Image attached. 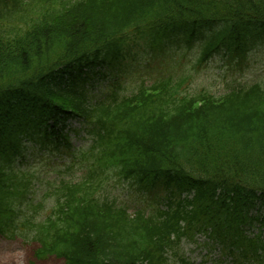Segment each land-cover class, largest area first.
Masks as SVG:
<instances>
[{
    "label": "trees",
    "instance_id": "trees-1",
    "mask_svg": "<svg viewBox=\"0 0 264 264\" xmlns=\"http://www.w3.org/2000/svg\"><path fill=\"white\" fill-rule=\"evenodd\" d=\"M213 26L200 61L221 49L243 60L264 38V0H0V234L65 264L184 263L181 242L199 234L241 262L264 258V237L245 234L264 198V84L192 95L170 76L129 95L114 86L94 104L84 88L83 70L130 42ZM74 117L91 141L80 175L54 177L34 200L35 175L15 166L24 139L58 142L26 134ZM110 175L160 183L164 208L147 215L99 197Z\"/></svg>",
    "mask_w": 264,
    "mask_h": 264
},
{
    "label": "rangeland",
    "instance_id": "rangeland-1",
    "mask_svg": "<svg viewBox=\"0 0 264 264\" xmlns=\"http://www.w3.org/2000/svg\"><path fill=\"white\" fill-rule=\"evenodd\" d=\"M198 52L199 44L194 42L188 44L184 38L169 42L165 47V52L156 56L157 59L151 56L147 45L141 44L138 47H133L117 68V76L122 83L124 93L132 91L141 81L150 84L162 73L167 72L172 73L175 77H187L184 86L186 92L196 93V91L204 89L216 96L254 82L264 83V40L255 44L248 51L245 60L240 65H237L236 59H230L225 52H219L195 69L193 65H196ZM102 89L103 84L98 83L92 88V93L99 96ZM72 144L77 147L82 142L72 140ZM67 159L68 155L64 154L53 157V160L58 164ZM25 167H30L47 179L55 175L52 168L46 165L45 158L42 160V151L39 150H31V158ZM113 184L114 182L110 183L112 186ZM127 186L124 189L129 193L128 197L122 195L119 200L130 205V210L142 207L147 213H150L153 204L147 203L152 200L143 198L144 193L137 191L133 184ZM107 192L113 194L111 189H108ZM152 193L157 194V188ZM256 228L257 225L254 226V232L257 230ZM33 249L34 244L32 243H24L20 240L7 241L0 238V264H62V261L55 257L42 261L35 260ZM182 249L194 263L200 262L207 253L203 247L187 243L182 246ZM204 264H210V261Z\"/></svg>",
    "mask_w": 264,
    "mask_h": 264
}]
</instances>
